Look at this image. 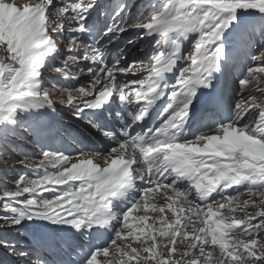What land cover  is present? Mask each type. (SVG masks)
I'll return each instance as SVG.
<instances>
[{
	"label": "snow or ice",
	"instance_id": "obj_1",
	"mask_svg": "<svg viewBox=\"0 0 264 264\" xmlns=\"http://www.w3.org/2000/svg\"><path fill=\"white\" fill-rule=\"evenodd\" d=\"M0 165V264H264V0H0Z\"/></svg>",
	"mask_w": 264,
	"mask_h": 264
},
{
	"label": "rangeland",
	"instance_id": "obj_2",
	"mask_svg": "<svg viewBox=\"0 0 264 264\" xmlns=\"http://www.w3.org/2000/svg\"><path fill=\"white\" fill-rule=\"evenodd\" d=\"M17 2H18V3H23L24 0H18ZM18 143L23 144V147H24V150H25V151H27V152H29V153H35V150L33 149V147H32L33 145H32L31 143L23 142V141H22V142H18ZM8 151H9L13 156L17 157V159L20 158L19 155H18L16 152L12 151L11 148H9ZM10 167L12 168L11 171H9V169H5V168H3V166L0 165V185H3V184L6 183L9 187H11V177H12L13 173H14V172H19V171L21 170L19 166H14V167H12V166L10 165ZM5 173H7V178L5 177ZM241 198L244 199V198H247V197L244 196V195H242ZM157 203H160V201L158 200Z\"/></svg>",
	"mask_w": 264,
	"mask_h": 264
}]
</instances>
